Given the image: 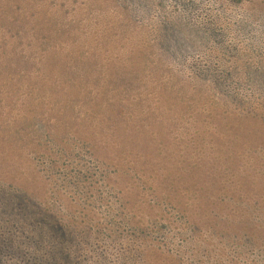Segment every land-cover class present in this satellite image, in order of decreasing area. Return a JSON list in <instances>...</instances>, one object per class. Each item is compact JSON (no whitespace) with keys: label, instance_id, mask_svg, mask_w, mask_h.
<instances>
[{"label":"rangeland","instance_id":"obj_1","mask_svg":"<svg viewBox=\"0 0 264 264\" xmlns=\"http://www.w3.org/2000/svg\"><path fill=\"white\" fill-rule=\"evenodd\" d=\"M0 264H264V0H0Z\"/></svg>","mask_w":264,"mask_h":264},{"label":"trees","instance_id":"obj_2","mask_svg":"<svg viewBox=\"0 0 264 264\" xmlns=\"http://www.w3.org/2000/svg\"><path fill=\"white\" fill-rule=\"evenodd\" d=\"M182 184H183V183H182ZM184 184H188V183H184ZM161 200H163V201H167L166 198H163V199H161ZM234 226H235L236 228H240V230L237 231V232L235 233V235H233V234L231 233V230H232V229H231L230 227L221 228V231L218 232V234L221 235V237H227V238L230 239V240L236 241V238H237L236 236L239 235V234L241 235L242 232L245 231L244 228H247V227L242 226V222H240V221H238L237 224H235Z\"/></svg>","mask_w":264,"mask_h":264}]
</instances>
